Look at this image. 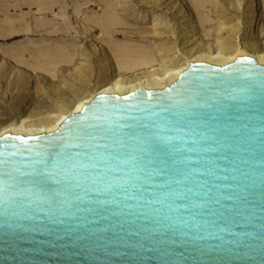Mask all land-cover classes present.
Listing matches in <instances>:
<instances>
[{
  "label": "water",
  "instance_id": "water-1",
  "mask_svg": "<svg viewBox=\"0 0 264 264\" xmlns=\"http://www.w3.org/2000/svg\"><path fill=\"white\" fill-rule=\"evenodd\" d=\"M0 264H264V65L193 63L0 137Z\"/></svg>",
  "mask_w": 264,
  "mask_h": 264
},
{
  "label": "rangeland",
  "instance_id": "rangeland-1",
  "mask_svg": "<svg viewBox=\"0 0 264 264\" xmlns=\"http://www.w3.org/2000/svg\"><path fill=\"white\" fill-rule=\"evenodd\" d=\"M179 3L188 7L196 30L189 39L183 30L171 29L176 23L173 6ZM124 11L148 15L151 20L136 23L140 27L151 25L154 18L170 26L166 37H131L117 27L114 32L110 17ZM190 38L194 43H188ZM247 38L264 47V0H0V128L26 115L34 101L41 106L38 119L68 110L78 98L94 93L108 62L104 53H96L95 39L102 40L107 57L125 42L156 55L154 68H170L193 59L202 45L245 50ZM170 58L177 60L168 62ZM146 69L125 76L135 78ZM108 73L116 72L111 68Z\"/></svg>",
  "mask_w": 264,
  "mask_h": 264
},
{
  "label": "bare ground",
  "instance_id": "bare-ground-1",
  "mask_svg": "<svg viewBox=\"0 0 264 264\" xmlns=\"http://www.w3.org/2000/svg\"><path fill=\"white\" fill-rule=\"evenodd\" d=\"M173 8L175 9L174 13L176 14V23L174 22L175 24L171 29L183 30V35L189 39V34L190 36H193V33L196 30L194 29L188 7H185L183 3H179L178 5L173 6ZM185 17L186 20L183 21L182 19H184ZM149 19V16L146 14H131L124 11V15H111L110 26H112V30H114V32L116 31V27L119 29L121 28V30L117 31L131 37H166L164 35L166 32H168V28H170V26H163L162 24H159L157 18L152 19L153 23L151 25H148L147 27H140L138 26V24H136L145 23ZM107 26L108 25H106V28ZM251 29L252 26L251 24H249L246 31L250 33ZM185 30L186 32H184ZM105 33L106 30L104 34ZM104 34H102L101 38L103 42L105 40ZM174 34L176 35L177 32H174ZM98 39L94 40V49L96 50L97 54H100V56H102L101 54L104 53V61L108 60V62L106 63V68L102 70L99 76L100 82H103L100 87L94 93L75 100L70 109L60 112L50 111L49 114L38 119H35V116L40 112L41 106L37 101H34L28 109L26 115L16 120H9L0 128V137L9 134L37 136L55 132L59 129L60 125L64 123V121H66L71 115L80 113L85 105L90 104L96 96L111 94L126 95L141 88L151 90L169 86L174 81H176L181 76V74L186 71L190 67V65L193 64V62H206L213 65L222 66L234 62L241 56H247L264 65V47H259V42H255V40H253L252 38H247L243 43L242 47L246 48L245 50H242V48L239 47L235 51H225L226 45H223V48L202 45L203 47L201 48L203 50L197 51L198 55L193 59H187V62H184L182 64L177 63L175 64L176 66L170 68H160L159 66V68H154L153 62L156 58V55H153V53L151 54V51L149 50L140 49L137 47L135 48L133 45L127 44L125 42L123 44H119L116 42L117 44H119L118 50L114 55L107 57V50L104 49L105 46H102V44L104 45V43L101 44L100 41L102 40ZM194 41L195 38L191 41L188 40V43L191 44L194 43ZM162 55L163 54H159L158 56ZM167 60L168 62H175L177 58H170ZM111 68H114L116 72L115 74L113 73L114 75L108 73ZM144 68L150 69H146V71L143 70L144 72L142 73V75L135 78H129L125 76L126 72L128 71H134ZM26 92L28 94L32 93V91H30L29 89H27Z\"/></svg>",
  "mask_w": 264,
  "mask_h": 264
}]
</instances>
